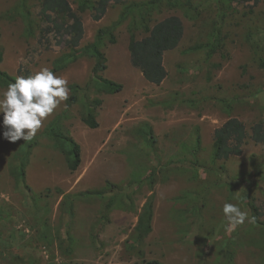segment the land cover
Here are the masks:
<instances>
[{
	"label": "rangeland",
	"instance_id": "1",
	"mask_svg": "<svg viewBox=\"0 0 264 264\" xmlns=\"http://www.w3.org/2000/svg\"><path fill=\"white\" fill-rule=\"evenodd\" d=\"M18 1L0 0V68L46 77L67 36L39 48ZM36 1L27 0L33 18ZM68 1L76 10L78 0ZM180 3L160 2L150 13V25L168 16L183 24L179 45L164 53L167 75L159 85L131 65V18L116 25L124 7L111 4L99 20L91 10L81 14V41L115 26V43L101 45L107 60L101 75L120 84L119 92H95L90 58L56 74L58 93L49 99L19 103L0 87V119L10 117L0 120V264H264V0ZM215 23L216 51H187L208 43ZM136 36H144L142 28ZM70 84L84 91L60 127L80 147L78 168L70 171L42 137L29 151L25 186L16 183L9 172L15 148L64 111ZM94 100L98 127L90 129L81 114ZM229 117L245 124L246 142L240 155L213 160V131ZM144 128L153 143L140 135ZM96 190L103 195H84ZM148 199L151 232L137 240L134 228Z\"/></svg>",
	"mask_w": 264,
	"mask_h": 264
},
{
	"label": "trees",
	"instance_id": "2",
	"mask_svg": "<svg viewBox=\"0 0 264 264\" xmlns=\"http://www.w3.org/2000/svg\"><path fill=\"white\" fill-rule=\"evenodd\" d=\"M236 3H248L253 0H228ZM36 17L33 18L27 6V0H19L16 10L25 24L28 34L32 31L38 33L37 46L43 50V41L48 44L57 42L64 38L65 50L51 62V67L46 77L36 78L26 67H20L18 74L12 76L0 68V87L7 89L19 103H31L40 99H49L58 93V84L55 80L56 74L66 69L80 58H90L93 61L91 67V81L97 93L114 94L121 90V85L104 78L101 73L106 69V57L101 51V45L105 40L108 44L116 41L114 35L115 26L99 28L91 42L82 43L83 31L81 27V14L88 10L92 11V18L99 20L101 14L111 5L124 7L116 25L121 24L129 16L131 24L128 26L129 42L128 51L130 63L137 68L143 78L151 84L159 85L166 77L167 72L163 64V56L166 51L176 48L183 38V24L179 17L168 16L160 21L149 24L150 13L157 9V5L163 2L167 6H183L180 0H78L77 9L74 10L68 0H37ZM188 2V1H186ZM189 5V4H188ZM188 8H191L188 7ZM142 28L144 36L138 38L136 29ZM220 26L216 23L209 35L210 41L187 49L194 51L205 48L208 55L213 54L220 44ZM36 51V50H35ZM38 51V50H37ZM0 52V64L2 62ZM69 96L65 100V109L49 121L39 136L28 137L18 144L12 154V167L10 175L16 183L25 186V168L28 154L32 146L38 143L39 138L49 140L53 147L59 150L65 159V164L70 171H75L80 164V147L77 142L67 135L60 123L65 114L78 101V96L84 90L77 84L68 87ZM92 104V105H91ZM87 105L81 114V122L95 129L98 123L95 119V107L100 100H94ZM9 116H2L1 121L7 123ZM140 135L148 143H153L152 131L144 128ZM247 129L245 124L236 117H229L223 124L215 128L212 135L211 157L213 160H226L241 154V148L246 142ZM263 137H260V141ZM85 196L101 197L103 191L96 190L84 193ZM255 212L256 207L251 205ZM152 201L148 199L143 206V211L138 217L135 225L136 239L142 240L151 232ZM254 223L259 224L256 215H252ZM139 264H161L157 260H142Z\"/></svg>",
	"mask_w": 264,
	"mask_h": 264
}]
</instances>
